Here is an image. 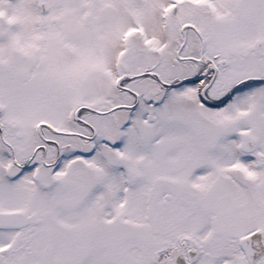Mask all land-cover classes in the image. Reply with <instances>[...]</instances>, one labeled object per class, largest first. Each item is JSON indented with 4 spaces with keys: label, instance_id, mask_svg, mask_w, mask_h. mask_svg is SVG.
Instances as JSON below:
<instances>
[{
    "label": "snow or ice",
    "instance_id": "1",
    "mask_svg": "<svg viewBox=\"0 0 264 264\" xmlns=\"http://www.w3.org/2000/svg\"><path fill=\"white\" fill-rule=\"evenodd\" d=\"M0 264H264V0H0Z\"/></svg>",
    "mask_w": 264,
    "mask_h": 264
}]
</instances>
